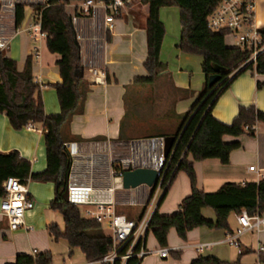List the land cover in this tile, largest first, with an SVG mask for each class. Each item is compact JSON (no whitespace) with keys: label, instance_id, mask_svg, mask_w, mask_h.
Here are the masks:
<instances>
[{"label":"crops","instance_id":"crops-1","mask_svg":"<svg viewBox=\"0 0 264 264\" xmlns=\"http://www.w3.org/2000/svg\"><path fill=\"white\" fill-rule=\"evenodd\" d=\"M77 7L78 5L75 4L66 5V14L72 18L75 38L79 46L83 82L89 88L81 109L74 114L70 123L63 127L62 136L65 138V145L79 153L78 160H87L92 156L96 159L94 185L105 188L109 186L111 179L110 153L101 152L96 144L108 140H128L126 137L131 133L137 120H140L137 104L129 109L132 111L131 115L128 114L124 97L127 89L135 88L132 84L133 78L146 74L143 63L147 57L146 23L149 7L140 0H130V6L114 20L111 30L107 29L102 13L91 18L79 14ZM31 17L30 10L26 26L21 25L19 30L12 25L6 27L5 34L10 35L11 40L6 55L17 62V69L20 71L27 56H32V48L38 47L39 57L32 56L34 81L41 88L45 112L58 114L60 104L56 90L51 85L61 82L60 72L56 66L59 55L51 54L47 50L45 38L38 43L30 39L24 29L31 22ZM159 19L165 30L160 61L166 66L165 73L168 76L158 79H166L172 93L166 105L161 100L156 101L153 98L149 100L151 109L154 108L155 112L150 114L152 111H149L146 117L154 119L152 120L154 123L160 122L166 125V131L155 136L171 135L177 130L182 115L196 102L197 95L204 86L201 67L203 58L196 54H186L177 47L181 30L178 7L160 8ZM253 22L258 30L264 28V0H255ZM12 43L20 45L19 51L15 49L9 52ZM30 43H33L32 46ZM225 44L236 47V34L229 33L225 37ZM90 68L105 72L104 84L91 82ZM257 81L263 83L262 87L257 88ZM151 86L148 87L152 90ZM135 92L138 94L139 91ZM216 100L212 114L220 122L231 123L237 116L240 106H255L264 113V75L255 74V71L238 74ZM143 118L145 117L141 119ZM36 127L40 131H32L27 127L15 130L5 114L0 112V153L16 150L22 158L30 161L33 172H43L46 167L43 129L40 124H36ZM224 140L240 142L239 148L230 153L228 163L221 164L219 160L213 158L193 163L197 187L205 193L218 190L225 182L240 184L257 182L264 178L263 125L256 126L254 136L242 135L239 138L226 136ZM252 166L255 167L254 171L249 170ZM26 187L36 205L26 212L24 228L10 231L7 220L0 214V264H13L18 255H35L46 251L51 252L53 256L51 264H84L87 260L79 248L70 247L64 239L56 241L48 231V226L51 224H56L60 230L64 228L62 214L51 208L55 196L54 184L28 180ZM190 191L187 175L181 171L177 172L161 202L159 203L160 193L152 209L157 208L161 214H171L178 209L180 202L190 194ZM128 193L136 195V200L141 197V200H138L141 205L137 206L142 207L147 204L146 210L151 209L147 198L149 193L147 187L142 186L125 192ZM201 214L207 220L216 219L210 207L203 208ZM228 224L231 230L236 228L237 214H230ZM102 229H104L103 223ZM228 233V230L223 229L197 227L192 229L187 239L183 241L171 229L166 246L170 249L169 255L163 258L152 253L144 256L140 264H190L199 256H212L225 264H236V262L264 264V230L258 233L250 231L241 235L240 243L244 253L240 255L233 246L224 242ZM199 243H211V245L198 251L195 246ZM259 245L263 246L262 251L258 250ZM145 249L151 252L160 249L151 232L146 237Z\"/></svg>","mask_w":264,"mask_h":264},{"label":"trees","instance_id":"trees-1","mask_svg":"<svg viewBox=\"0 0 264 264\" xmlns=\"http://www.w3.org/2000/svg\"><path fill=\"white\" fill-rule=\"evenodd\" d=\"M86 0H48L46 5H34L40 12L42 30L46 32V47L51 54L59 55L56 66L61 82L52 84L56 90L60 112L47 114L42 101L41 88L34 81L32 72L33 57L28 55L22 70L17 69V62L0 51V112L5 114L15 130H21L27 124H40L43 129L46 167L43 172H33L30 161L22 158L16 150L0 153V196L4 194L1 183L8 177H16L21 182L28 180L51 182L55 186V196L51 208L64 219V228L56 224L48 226V231L56 241L66 240L70 247L79 248L88 261H98L111 252L112 237L104 234L102 223L96 219L83 217L78 206L62 199L72 157L68 153L62 129L70 123L88 93V85L83 82L79 46L75 38L72 18L66 14V5L79 4ZM110 1V0H102ZM148 5L146 23L147 57L143 63L145 75L133 78V85H153L162 76H168L166 66L160 61V49L164 39V25L159 19L162 7L177 6L180 19L179 51L196 54L203 58L201 64L204 75L203 89L198 93L196 102L189 111L182 115V121L175 132L172 156L162 180L163 192L159 203L168 190L177 172H184L190 182V194L183 198L178 209L171 214H161L157 208L152 213L148 233L151 232L158 247L168 245L169 231L173 229L177 236L185 241L192 229L229 228L228 218L231 213L239 214L245 209L250 215L264 214V178L257 182H225L214 192H203L197 187L193 163L209 158L217 159L221 164L228 163L229 155L239 148L238 141H225L224 137L239 138L242 135L254 136L255 124L264 126V113L255 106H240L237 116L231 123L220 122L212 114V108L221 92L238 74L251 71L264 75V51L255 61L247 62L249 52L240 47L225 44L227 29L211 30L207 26V16L211 14L221 0H140ZM24 16V7L17 6L15 23L19 27ZM264 43V28L259 30ZM223 67L220 78L214 85L208 83L209 76L215 74L213 65ZM263 83L257 81V88ZM248 125L249 130H244ZM189 157L191 159L189 160ZM147 204L142 206V217ZM210 207L215 220L205 219L203 208ZM118 211V210H117ZM120 212V211H118ZM129 215V214H127ZM130 216V215H129ZM146 234V237L148 235ZM146 238L144 241L145 247ZM139 244L135 247L139 250ZM123 249L121 253H124ZM244 252H242L243 254ZM51 252L35 255H18L13 264H51ZM141 260L132 257L127 264H140ZM114 264H118L115 261ZM190 264H225L217 258L197 257ZM227 264V263H226ZM238 264V262H236Z\"/></svg>","mask_w":264,"mask_h":264},{"label":"built area","instance_id":"built-area-1","mask_svg":"<svg viewBox=\"0 0 264 264\" xmlns=\"http://www.w3.org/2000/svg\"><path fill=\"white\" fill-rule=\"evenodd\" d=\"M46 5L47 0H0V51L7 52L10 45V35L5 34L8 25L16 26L15 15L17 6L29 8L32 11L31 22L28 24L26 33L35 43L46 37V32L42 30L40 23V12L34 10V5ZM77 11L84 16L96 17L98 13H102L103 21H105L107 29L111 30L114 26V20L130 6V0H110L108 2L102 0H86L77 4ZM255 0H221L217 8L209 14L207 18V26L214 31L219 29H227L229 33L236 34V46L249 52L247 62L255 64L257 56L264 51V43L261 33L254 25L253 11ZM23 20V19H22ZM75 20V18H73ZM228 33V34H229ZM32 56L38 58V47L32 48ZM91 82L93 84H104L105 72L97 68L89 69ZM255 74H257L255 72ZM258 124L252 127L254 130ZM26 127L32 131H40L36 124L29 123ZM25 127V128H26ZM244 130H249V126L245 125ZM166 137L164 135L140 137L137 139L124 141H110L97 143L96 147L101 152L110 153V183L108 187L101 188L94 185L96 176V159L92 156L87 160H78L80 157L77 151H73L70 146H66L68 153L72 157L70 170L66 180L68 190L67 202L80 208L83 217L96 219L103 223L105 220L110 221V230L112 237L111 252L101 260L92 262L85 261L84 264H127L129 258L135 257L139 260L149 254H155L158 257H167L170 249L160 247L156 251H149L144 247L146 234L149 230V222L154 212L152 206L158 201V196L163 192L162 180L167 170V164L172 156V150L166 157L165 144ZM172 149V148H171ZM149 169L159 172L157 184L152 192L150 188L148 193V203L150 208L143 212L142 217H132L125 213L118 212L116 207L117 192L133 191L134 189L122 188V177L127 171H135L138 169ZM255 167H249L250 171H254ZM27 183V182H26ZM26 183L21 182L16 177H8L1 183L4 194L0 196V214L5 217L8 222L10 231L24 228L25 214L28 210L35 207L36 203L28 193ZM141 186V187H142ZM140 188V187H138ZM136 195L127 194L126 203L128 205H141L136 200ZM145 205V204H144ZM149 205V204H148ZM264 230V214L258 213L250 215L245 209H241L237 214V226L233 232H229L224 242L233 246L238 254H242L243 249L240 243L241 235L254 231L258 233ZM139 244V250L135 247ZM209 244L199 243L195 247L198 251L209 248ZM126 249L124 253H121ZM259 251L263 250V246L258 247Z\"/></svg>","mask_w":264,"mask_h":264},{"label":"rangeland","instance_id":"rangeland-1","mask_svg":"<svg viewBox=\"0 0 264 264\" xmlns=\"http://www.w3.org/2000/svg\"><path fill=\"white\" fill-rule=\"evenodd\" d=\"M30 13V9L27 8L26 12H25V18L23 20V26H26V21L28 19ZM33 43H30V46H32ZM19 44L17 43H12L11 44V50L9 52H11L12 50L17 49L19 51ZM151 85H134L135 88L133 89H127V93L124 97V102L126 105V108L128 109V114L132 113V111H130V108H133L134 104H137L138 107V117L140 118V120H137V123L133 126V129L131 131V133L126 137V139H137L140 137H149V136H155L157 133L160 132H165L166 131V125L162 124L160 122H156L154 123V119H151L148 116V112L152 111L150 114L155 112V109L152 108L151 105V101H149L151 98H153L154 100H161L162 103H164L165 105L167 104V99H170L171 97V87L169 85V83L167 82L166 79H157L155 82V86H151L152 90L149 89ZM135 91H139L138 94ZM135 94H137L136 96H134ZM136 100V101H135ZM155 101V102H156ZM161 105V104H160ZM159 105V107H160ZM164 111H168V109H164ZM166 114V112H165ZM131 115V114H130ZM145 117L143 119H141L142 117ZM164 134V133H162ZM102 186V185H101ZM104 186V185H103ZM126 198H127V194H125L123 191H119L117 192L116 195V201L118 202V205L116 207V209L118 211H120L121 213H125V214H129L130 216H134L137 217L136 215L138 214V212L141 210L142 207L140 206H130L126 203ZM141 200V197L138 199ZM103 232L104 234H106L107 236H111V230L109 228L110 226V221L109 220H105L103 222Z\"/></svg>","mask_w":264,"mask_h":264},{"label":"water","instance_id":"water-1","mask_svg":"<svg viewBox=\"0 0 264 264\" xmlns=\"http://www.w3.org/2000/svg\"><path fill=\"white\" fill-rule=\"evenodd\" d=\"M48 1V0H47ZM215 74L209 76L208 83L210 85L216 84V82L220 78V72L224 70L223 67H218L217 65H213ZM80 76H83V71L81 69ZM175 141V136H168L166 137V144H165V155L166 157L170 154L171 148L173 146V143ZM159 178V172L149 170V169H138L135 171H127L122 177V188L124 190L128 189H134L141 187L142 185H145L150 188V192L153 191L155 188L157 181ZM67 196H68V190L67 187L62 193V199L67 202Z\"/></svg>","mask_w":264,"mask_h":264}]
</instances>
